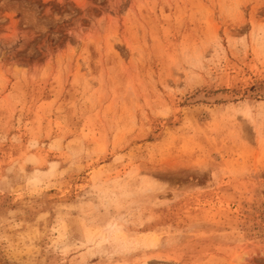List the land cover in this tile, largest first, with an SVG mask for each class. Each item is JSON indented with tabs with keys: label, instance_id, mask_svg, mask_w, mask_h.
Masks as SVG:
<instances>
[{
	"label": "rangeland",
	"instance_id": "374dc122",
	"mask_svg": "<svg viewBox=\"0 0 264 264\" xmlns=\"http://www.w3.org/2000/svg\"><path fill=\"white\" fill-rule=\"evenodd\" d=\"M0 264H264V0H0Z\"/></svg>",
	"mask_w": 264,
	"mask_h": 264
},
{
	"label": "bare ground",
	"instance_id": "6f19581e",
	"mask_svg": "<svg viewBox=\"0 0 264 264\" xmlns=\"http://www.w3.org/2000/svg\"><path fill=\"white\" fill-rule=\"evenodd\" d=\"M242 251H243V249H241V250L238 249V254L236 253L235 256H236L237 258H240V255H239V254L242 253Z\"/></svg>",
	"mask_w": 264,
	"mask_h": 264
}]
</instances>
